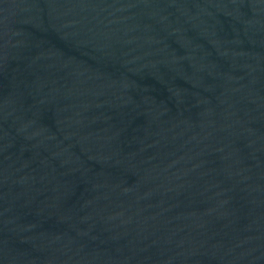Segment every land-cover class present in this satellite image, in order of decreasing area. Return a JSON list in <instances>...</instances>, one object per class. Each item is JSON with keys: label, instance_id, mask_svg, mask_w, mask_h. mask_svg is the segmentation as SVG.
Returning <instances> with one entry per match:
<instances>
[{"label": "water", "instance_id": "1", "mask_svg": "<svg viewBox=\"0 0 264 264\" xmlns=\"http://www.w3.org/2000/svg\"><path fill=\"white\" fill-rule=\"evenodd\" d=\"M0 264H264V0H0Z\"/></svg>", "mask_w": 264, "mask_h": 264}]
</instances>
